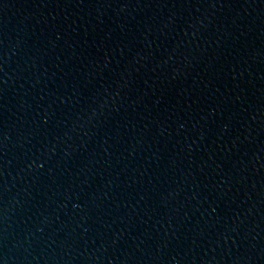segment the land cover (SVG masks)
Here are the masks:
<instances>
[{"label":"water","instance_id":"water-1","mask_svg":"<svg viewBox=\"0 0 264 264\" xmlns=\"http://www.w3.org/2000/svg\"><path fill=\"white\" fill-rule=\"evenodd\" d=\"M0 264H264V0H0Z\"/></svg>","mask_w":264,"mask_h":264}]
</instances>
